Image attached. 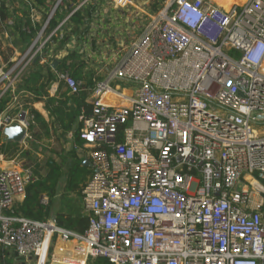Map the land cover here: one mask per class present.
Here are the masks:
<instances>
[{
    "label": "built area",
    "instance_id": "built-area-1",
    "mask_svg": "<svg viewBox=\"0 0 264 264\" xmlns=\"http://www.w3.org/2000/svg\"><path fill=\"white\" fill-rule=\"evenodd\" d=\"M106 5L133 25L112 33L115 50H93L94 86L58 74L71 94H92L80 130L92 168L81 191L89 228L14 215L35 178L16 165L0 169V245L37 264L54 240L63 264H264V0H78L74 12L92 11V36ZM30 51L18 72L0 76L15 105ZM18 108L0 116V134L17 122L29 138L34 115Z\"/></svg>",
    "mask_w": 264,
    "mask_h": 264
},
{
    "label": "trees",
    "instance_id": "trees-1",
    "mask_svg": "<svg viewBox=\"0 0 264 264\" xmlns=\"http://www.w3.org/2000/svg\"><path fill=\"white\" fill-rule=\"evenodd\" d=\"M59 0H0V37L5 38V34L13 39L17 44L22 43L21 48L30 47L33 41L37 38L38 33L42 29L41 24L34 22L32 19L33 9H44L45 17L53 10ZM70 1V3H69ZM78 0H61L59 6L55 10L53 16L49 19V23L45 28V34L50 35L59 24L71 13L69 21L75 25L72 34L80 31L85 32V16L90 18L91 12L89 9L84 15V10L74 12L75 4ZM71 3H74L72 5ZM12 20L13 24L7 22ZM84 29H83V28ZM82 28V29H81ZM82 30V31H81ZM62 29L58 30L51 36L49 42L42 51H38L32 58L31 62L23 69L20 74V80L16 84V93L24 92L30 94L36 101L45 99V107L49 112L50 117L54 119L56 128H61L63 131L72 130L76 127L78 117L81 113V107L85 106L88 110L91 105L86 103L89 95V90L85 89L78 94H71L70 89L64 81H60L59 92L51 97L48 90L50 87L59 82L58 74L68 72L76 80H83L87 87H92L93 74L87 68L88 63L81 59L80 54L76 50L69 51L61 60L57 68L49 61L41 63L43 57H50L51 47L53 43L59 41L61 44L54 50L62 49L67 41L66 33L62 35ZM20 48V49H21ZM37 47L34 48L36 50ZM7 51V52H6ZM13 49L7 47L2 51L4 61L8 62L7 70L13 68L16 61L9 62ZM21 66L15 70V73L20 70ZM13 95L12 90L8 89L3 92L0 86V116L5 112L11 115H16L20 112L19 108L10 110ZM34 115V119L29 126V143L35 149L40 150L46 148L41 145L43 138L51 139V133L47 129V125L41 120L38 113L30 110ZM82 124L80 125L81 128ZM40 129V130H38ZM78 144H83V140L79 139ZM0 150L7 156H14L19 152V143L7 142L2 143ZM52 150V149H51ZM50 150V151H51ZM52 153L46 156L45 166L46 174L44 176L35 177L26 188V196L22 202H18L14 207V215L23 216L32 220L46 221L53 215V207L56 196L59 192V185L63 176V163L66 161V156H55L57 150H52ZM24 155H30L32 152L28 149L22 152ZM59 153V152H58ZM91 170L84 166L81 161H76L68 172L67 187L62 195L61 206L56 215L58 226L78 233L83 234L89 228V216L84 213L82 208L76 203L71 194L80 195L83 186L87 182V177ZM47 198L48 203H44L43 199ZM17 256L10 257V252L4 246L0 245V264H26ZM60 257L56 258V262ZM57 264V263H56ZM88 264H112L106 258H91Z\"/></svg>",
    "mask_w": 264,
    "mask_h": 264
},
{
    "label": "crops",
    "instance_id": "crops-1",
    "mask_svg": "<svg viewBox=\"0 0 264 264\" xmlns=\"http://www.w3.org/2000/svg\"><path fill=\"white\" fill-rule=\"evenodd\" d=\"M134 1H136L137 3L143 2V0H134ZM222 1H224V3H225V6L224 5H222V6L228 8V7L232 6L233 4H243L247 0L246 1L222 0ZM60 2H61V0H59L57 2V4H56L57 7L59 6ZM69 3H70V1H69ZM71 4L74 5V3H71ZM56 5H55V7H56ZM55 7L53 8L51 13H49V16H47V17H45V13H44L45 10L44 9H35L34 13L32 12V15L34 16V19H35L34 20L32 17L33 21L41 24V27L43 28L47 24V22L49 23V19L55 13V10L57 9V7L56 8ZM87 11L88 10L86 9L85 12H87ZM133 11L135 13H137L136 9H133ZM90 12H92V11L89 10V13ZM71 14L68 15L50 35L45 34L44 38H42L39 41V44L36 47L38 48V46H40V45L45 47V45H47V43L49 42L51 36L55 33L58 35L57 31L60 29L63 30L62 35H63V33H66V35H67V41L63 45L62 49L57 50V53H54V50H56V48L59 47L61 43L59 41H57L56 43H53L52 47H51V51H50V53H51L50 57H43L41 60V63H46V62L50 61L54 66V62H57L56 66H54V68H57L58 65L61 63V60L63 59V57L69 51L74 50L76 48H80V47L86 48L87 51H92L97 47L111 48V50H115L114 47L118 43L117 40H120L119 39L120 36L116 40V38L114 37V35L112 33H114L115 31L120 33L122 30H125L126 28H130L133 25L132 23L127 25V23L124 21V19H125L124 10H118L115 7L113 8L110 5H106L103 12H101L100 19L98 20V22L96 23L94 21L93 25H91L95 28L94 30L97 31L96 33H98V37L92 36V30L93 29L88 30V27H86V24L84 25V27L86 29L84 33L80 34V31H77V32L72 34L71 32L73 31V29H75V25L71 21H69ZM91 15H92V13H91ZM9 21H12V20H9ZM9 21L7 22L8 24H9ZM137 22L138 21H136L134 23V25ZM12 24H9V25H12ZM98 24H100V26ZM138 25H140V22L138 23ZM87 30L89 32L91 31L89 33V38H88V32L86 33ZM102 31H103V33H101ZM76 35H77V37L75 38ZM16 41H19V39L17 38ZM16 41L14 42L13 39L8 35V33L5 34L4 39L2 37H0V76H1L2 72L7 71L8 62L4 61V58L1 55L2 51L3 50L5 51L7 47H11L13 49V54L11 55V57L9 59V62L10 61L11 62L16 61V64L13 67H18V66L20 67L19 62L23 59V56L27 52H29L30 50H31L30 51L31 53H33L35 55L37 54L36 50H34V48L31 49L35 40L33 41L32 45L30 47H26L25 49L21 48L23 46V45H21L22 43L17 44ZM93 41H95V43ZM22 53H23V55H22ZM93 56H94V58H91L92 59L91 61L97 62L98 56L96 54H93ZM89 64L91 66L90 71H92L91 73L93 74L92 76H93V82H94V78L98 77V76H96V71L98 70V67L96 68V65L94 66V63H89ZM94 67L96 68L95 71L92 70V68H94ZM87 68H89V65ZM55 84H57V85H55ZM59 84H60V81L54 83L50 87V89L48 90L49 95L51 97L55 96L59 92ZM0 86L3 89L5 87V83L1 84ZM18 98H19V103L15 105L12 102L11 106H10V110L17 108L18 105L20 104V105H22L23 110H27L30 113H31V111H30L31 109L36 111L38 113L39 117L41 118V120L47 125V129L51 133V139L43 138V140L41 141L42 142L41 145L45 146L46 148L40 147V150H38V151L40 153H43V154H45L44 152H47L45 154L47 156V155L52 153L51 152L52 150H57L59 153L58 152L55 153V156H59V155L66 156V161L63 163V176H62L61 181H60L58 195L56 196V198H58V197L63 195V193L67 187V179H68L69 169L71 168V166L76 161H81L83 163V165L88 167L92 172L91 164L86 157L85 148H84L83 144H81V145L78 144L79 139H81L80 138V130H81L80 125L82 124L81 123V116H82L84 110L90 111L91 108L88 110L85 106H82L81 107V113L78 117L76 127L72 130L63 131V129H61L59 127H58V129L56 128V124L54 122V119L52 117H50L49 112L47 111V109L45 107V99L36 101L30 94H24V92H21L18 95ZM91 98H92V94H91V91L89 90V95L86 99V103L90 104L89 102H90ZM262 128H264V126ZM38 130H40V129H38ZM262 131H264V130H262ZM9 142H13V141H9ZM27 142H29L28 138H26L23 142L19 143V147L21 150H19V152L16 153L14 156H7L4 153L5 154L4 158H0V169L13 167L16 165L21 166L20 165V160H21L20 157L26 156L22 152L24 150L28 149V147H26ZM2 143H7V142H4V136H3V134H0V146ZM15 143H18V142H15ZM30 144H31V142H30ZM35 150L37 151V149H35ZM44 169H45V173L41 176H44L46 174L45 164H44ZM89 176L87 177V180L89 179ZM70 196L74 197L76 203L84 211L81 194L80 195L71 194ZM23 200L24 199H22L18 202H22ZM59 209H60V205L56 203V199H55L52 216L57 215V212L59 211ZM84 213H85V211H84ZM52 216H51V218H52ZM8 251L10 252V257L17 256L14 251L9 250V249H8ZM45 260H46V258H45V256H43V258L39 264H44ZM22 261L24 263L28 264V262H26L24 260H22ZM59 261H62L64 263V261L61 259V257H60ZM58 264H59V262H58Z\"/></svg>",
    "mask_w": 264,
    "mask_h": 264
},
{
    "label": "rangeland",
    "instance_id": "rangeland-1",
    "mask_svg": "<svg viewBox=\"0 0 264 264\" xmlns=\"http://www.w3.org/2000/svg\"><path fill=\"white\" fill-rule=\"evenodd\" d=\"M242 1H246V0H242ZM77 37V35L75 36V38ZM76 50L80 56H81V59L85 62H89V63H94V66L96 65V68L99 67L101 64L100 62H92L91 58H94L93 56V50L92 51H87L86 48H76L74 49ZM97 55H100L99 53H101V50H94ZM23 55V53H22ZM88 63L89 65V68L88 69H91L90 67V64ZM87 65V67H88ZM96 68H92V70H96ZM93 71V72H94ZM95 73V72H94ZM264 122H261V124H258L256 125V127L260 129V127H262L264 124ZM261 130H264V128H261ZM264 133V131H263ZM25 146V145H24ZM26 147H28V150L31 151L32 153L30 155H26V156H23V157H20V165L22 167H30L32 168V170L34 171V174H35V177H38V176H41L45 173V169H44V164H45V160H46V153L47 152H44L45 154L43 153H40L39 151H36L35 148L33 147L32 144H30L29 142L26 143ZM61 200H62V196L56 198V203L59 204L61 206ZM60 245V242L57 241V240H54V242L52 243V249L49 250V255H48V260L46 261V264H54V260H55V257L57 256V253H58V250H57V247ZM59 254V253H58ZM56 262V260H55ZM63 264L62 261H57L56 263L58 264ZM28 264H37V259L34 258V260H32L31 262H28Z\"/></svg>",
    "mask_w": 264,
    "mask_h": 264
},
{
    "label": "water",
    "instance_id": "water-1",
    "mask_svg": "<svg viewBox=\"0 0 264 264\" xmlns=\"http://www.w3.org/2000/svg\"><path fill=\"white\" fill-rule=\"evenodd\" d=\"M56 63L57 62H54V66H56ZM26 134H27V130L17 122L3 129L4 142H9V141L18 142V143L23 142L26 138ZM52 219L55 222H57L56 215L52 216Z\"/></svg>",
    "mask_w": 264,
    "mask_h": 264
},
{
    "label": "bare ground",
    "instance_id": "bare-ground-1",
    "mask_svg": "<svg viewBox=\"0 0 264 264\" xmlns=\"http://www.w3.org/2000/svg\"><path fill=\"white\" fill-rule=\"evenodd\" d=\"M214 1H216V2H218L219 4H221V5H224L225 6V3H224V1H222V0H214ZM230 6V5H229Z\"/></svg>",
    "mask_w": 264,
    "mask_h": 264
}]
</instances>
